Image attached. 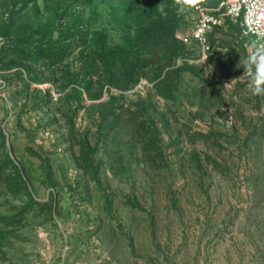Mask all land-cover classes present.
Instances as JSON below:
<instances>
[{"label":"rangeland","instance_id":"obj_1","mask_svg":"<svg viewBox=\"0 0 264 264\" xmlns=\"http://www.w3.org/2000/svg\"><path fill=\"white\" fill-rule=\"evenodd\" d=\"M140 3L0 0V264H264V41Z\"/></svg>","mask_w":264,"mask_h":264},{"label":"built area","instance_id":"obj_2","mask_svg":"<svg viewBox=\"0 0 264 264\" xmlns=\"http://www.w3.org/2000/svg\"><path fill=\"white\" fill-rule=\"evenodd\" d=\"M193 13L192 34L183 41L198 47L205 56L212 50L208 35L229 22L238 25L245 35L264 41V0H222L213 8L197 4Z\"/></svg>","mask_w":264,"mask_h":264},{"label":"clouds","instance_id":"obj_3","mask_svg":"<svg viewBox=\"0 0 264 264\" xmlns=\"http://www.w3.org/2000/svg\"><path fill=\"white\" fill-rule=\"evenodd\" d=\"M194 0H175V10L178 16H187L193 10ZM159 11L167 14L163 3ZM259 24V21L256 22ZM240 64L245 67L246 72H250L248 90L252 95L264 96V47H255L240 60Z\"/></svg>","mask_w":264,"mask_h":264},{"label":"trees","instance_id":"obj_4","mask_svg":"<svg viewBox=\"0 0 264 264\" xmlns=\"http://www.w3.org/2000/svg\"><path fill=\"white\" fill-rule=\"evenodd\" d=\"M131 3H133L134 5L137 4V2H142V4L140 3L141 6H143L144 8L142 9L141 13H140V17L143 18L148 17L150 15V12L152 10H154L157 6H161V3H163V6H167L169 4V1L171 0H129ZM228 25L236 27V28H240L238 25L233 24L232 22H229ZM227 25V26H228Z\"/></svg>","mask_w":264,"mask_h":264}]
</instances>
